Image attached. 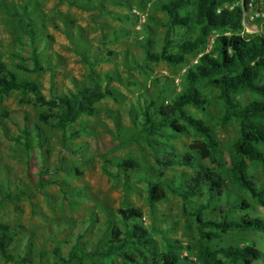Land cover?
Masks as SVG:
<instances>
[{"label":"trees","instance_id":"trees-1","mask_svg":"<svg viewBox=\"0 0 264 264\" xmlns=\"http://www.w3.org/2000/svg\"><path fill=\"white\" fill-rule=\"evenodd\" d=\"M61 1L81 9L95 3V0ZM149 1L167 16L166 32L163 45L155 50L153 28L149 22L144 24L147 33L140 40L144 61L165 62L173 67L187 64V67L182 73L180 90L173 96L167 98L166 85L156 97L145 102L139 99L138 110L131 107L136 132L115 147L118 149L128 141H143L151 149L154 163L144 166L130 156L118 160L115 166L123 175L127 193L135 183H145L151 208L166 200L169 194L179 197L184 216L193 220L198 240L195 245L183 246L179 240L168 238L160 226H146L142 209L126 203L118 210H104L110 232L103 238V248L94 255L100 259L117 255L128 264H189L190 257L182 255V250L186 249L195 254L199 264H252L263 255L257 241L219 242L231 232L245 236L264 231V218L253 214L255 205L264 206V186L261 187L251 173L256 163L264 176V18L257 19V31H246V24H251L246 18L251 0H112V3L130 7L134 2L143 8ZM30 13L32 10L27 3L22 15L29 20V28L24 31L32 40L33 67L21 65L19 68L32 73L52 72L53 68L42 63L36 41L43 38H39ZM134 13L132 10L117 18L128 22ZM177 29H195L197 35L179 38L174 35ZM131 31L129 27H120L112 32L108 43L128 37ZM212 36V47L206 50ZM45 38L48 40L49 36ZM200 52L196 62H187L190 55ZM114 54V50H108L101 57L94 54L91 62L85 52L83 61L91 66V71L81 81L72 79L74 89L57 92L50 99L42 95L38 82L21 77L0 58V94L19 91L24 96L33 95L36 104L55 111V122L51 125L62 131L64 141L78 139L88 133L89 127L82 124L69 134L70 126L83 117L95 116L98 103L108 97L120 102L121 93L110 87L113 81L119 80L118 75L94 70L98 63L110 62ZM206 88L218 91L223 106L222 124L232 121L238 124V136L226 148L221 147L212 125L189 111V107L198 111L206 109L210 103ZM249 94L254 97L245 98ZM40 119L49 123L45 113L40 114ZM24 134L29 140L27 124ZM179 135H192L195 139L182 154L169 142ZM26 145L30 146L28 142ZM107 155H102L106 173ZM171 169L175 174H168ZM55 183V180H40L42 188ZM91 219L97 221L95 217ZM19 232L18 226L0 223V255L8 261L33 264L27 255L16 257L10 251ZM155 235H161L162 244ZM27 247L30 251V245ZM84 249L72 250L68 258L60 257V261L51 264H72L74 259L83 263L91 254Z\"/></svg>","mask_w":264,"mask_h":264},{"label":"rangeland","instance_id":"rangeland-1","mask_svg":"<svg viewBox=\"0 0 264 264\" xmlns=\"http://www.w3.org/2000/svg\"><path fill=\"white\" fill-rule=\"evenodd\" d=\"M149 2L150 6L145 3L140 8L134 2L130 7H123L113 4L112 0H95L89 8L81 9L61 0H0V58L21 77L38 82L47 99L57 92L74 89L72 79L81 81L91 71V66L83 61L85 52L92 62L94 54L101 57L108 50L116 51L110 62L98 63L94 70L116 73L119 80L113 81L110 87L121 92L120 102L108 97L98 103L95 116L83 117L70 126L69 134L82 124L89 130L80 138L68 141H64L61 130L51 125L55 122V111L36 104L33 95L24 96L19 91L0 94V223L20 228L17 240L10 247L16 257L25 254L33 264H51L60 261V257L68 258L72 250L85 248L91 254L83 263L74 259L72 264H128L117 255L110 259L94 255L103 248V238L110 232L104 210H118L126 203L142 209L146 226H160L168 238L179 240L185 247L197 243L193 220L184 216L179 197L169 194L166 200L151 208L145 183H135L127 193L123 175L115 166L118 160L130 156L144 166L154 163L151 149L143 141H128L118 149L115 147L136 132L131 107L138 110L139 99L145 102L156 97L166 85L167 98L173 96L181 87L176 79L181 81L182 70L187 67V64L173 67L165 62L144 61L140 43L147 33L144 24L149 22L153 28L155 50L163 45L166 32L167 16L154 8L153 1ZM251 2L246 18L253 25L246 24L248 32L257 31V19L264 18V1ZM27 3L39 38H43L36 41L42 63L53 68L52 72L32 73L19 68L21 65L33 67L32 40L24 31L29 28V20L22 15ZM133 9L137 12L128 22L117 18L132 13ZM122 26L131 28V35L108 43L112 32ZM174 35L188 38L197 35V31L177 29ZM45 36H49L48 40ZM213 38L209 39L206 50L211 49ZM200 55L201 52L190 55L187 62H196ZM204 91L210 98L206 109L198 111L189 107V111L212 125L221 147L226 148L238 136V124L236 121L222 124L223 106L218 91L210 88ZM248 97L254 96H245ZM41 113L48 115L49 123L41 121ZM26 124L29 140L24 134ZM194 140L192 135H179L169 142L182 154ZM103 154H108V173L103 169ZM251 173L264 186L258 164L251 167ZM168 174H175V170H169ZM42 178L57 183L42 188ZM253 214L264 218V206L255 205ZM91 217L97 221L93 222ZM155 238L162 244L161 235ZM246 239L257 241L263 252L252 264H264V231L245 236L231 232L219 243L239 244L247 242ZM182 255L190 257L189 264H199L195 254L186 249ZM0 264L20 263L0 255Z\"/></svg>","mask_w":264,"mask_h":264},{"label":"built area","instance_id":"built-area-1","mask_svg":"<svg viewBox=\"0 0 264 264\" xmlns=\"http://www.w3.org/2000/svg\"><path fill=\"white\" fill-rule=\"evenodd\" d=\"M250 4H252V2H250ZM148 6H150V2L148 3ZM133 11H134V12H137L136 9H133ZM185 70H186V69H183V70H182V73L185 72ZM179 82H180V80H179V78H177V79H176V83H177V85L179 84ZM195 258H196V257H195ZM195 258H194V259H195Z\"/></svg>","mask_w":264,"mask_h":264},{"label":"crops","instance_id":"crops-1","mask_svg":"<svg viewBox=\"0 0 264 264\" xmlns=\"http://www.w3.org/2000/svg\"><path fill=\"white\" fill-rule=\"evenodd\" d=\"M121 93V92H120Z\"/></svg>","mask_w":264,"mask_h":264}]
</instances>
